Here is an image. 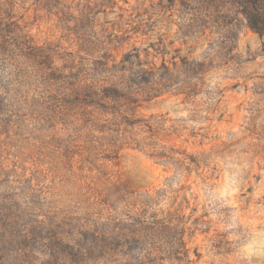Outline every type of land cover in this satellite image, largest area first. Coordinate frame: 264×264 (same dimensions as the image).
I'll return each mask as SVG.
<instances>
[{"label":"clouds","instance_id":"1","mask_svg":"<svg viewBox=\"0 0 264 264\" xmlns=\"http://www.w3.org/2000/svg\"><path fill=\"white\" fill-rule=\"evenodd\" d=\"M0 264H264V0H0Z\"/></svg>","mask_w":264,"mask_h":264}]
</instances>
